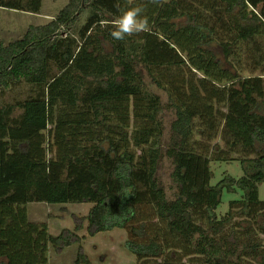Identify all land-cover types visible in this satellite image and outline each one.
I'll return each mask as SVG.
<instances>
[{"label": "trees", "instance_id": "obj_1", "mask_svg": "<svg viewBox=\"0 0 264 264\" xmlns=\"http://www.w3.org/2000/svg\"><path fill=\"white\" fill-rule=\"evenodd\" d=\"M41 3L0 7L37 13ZM137 4L150 32L117 41L110 24L100 27ZM261 66L264 0H69L49 23L1 41L0 264H48L50 245L80 242L31 219L27 205L40 202L93 203L88 234L127 229L125 248L142 264H175L174 253L264 264V74L243 75ZM24 86L27 96L5 100ZM213 160H239L244 175L212 185ZM163 161L171 194L158 177ZM120 166L128 179L114 178ZM237 188L242 199L219 217L223 191Z\"/></svg>", "mask_w": 264, "mask_h": 264}, {"label": "rangeland", "instance_id": "obj_2", "mask_svg": "<svg viewBox=\"0 0 264 264\" xmlns=\"http://www.w3.org/2000/svg\"><path fill=\"white\" fill-rule=\"evenodd\" d=\"M69 0H42V6L37 13L17 11L12 9L0 8V42L9 43L21 38L26 30L32 25H45L49 23L61 9H63ZM87 12L80 17L81 23L85 20ZM264 66L255 69H245L243 75L249 74H264L262 71ZM264 70V69H263ZM153 90L160 95L163 102L166 103L167 95L165 91L152 87ZM30 92L27 86L12 90L5 97L6 101H11L14 96L24 98ZM165 135L163 143L167 144L171 137V123L175 118L174 110L168 109L164 113ZM50 128V127H49ZM210 168L213 172L211 184L216 185L227 176L236 179L244 175V169L239 160L233 161H211ZM171 166L169 162L163 161L158 172V177L166 186L167 191L171 194L170 173ZM259 199L264 201V183L258 184ZM243 197L241 189L237 188L233 191L224 190L222 200L216 209L219 217L223 216L233 200H240ZM93 203H29L27 205L28 213L31 219L36 221H45L49 225V232L53 235H58L60 232L68 229L71 232H76L80 237L79 243H74L70 246L63 247L60 251L49 246V263L48 264H142V261L137 256L129 253L125 248V242L129 239L127 229L115 228L110 231L99 232L95 235H89L87 232L86 216L89 214ZM75 217L77 222L83 224L82 228L76 230ZM146 221L157 223L155 217H148ZM162 228L160 224L156 226ZM154 227V228H156ZM79 253L85 255L86 262H78ZM166 256L157 259L155 264H163L166 261ZM172 260L175 264H194L190 257L174 253ZM171 261V262H172Z\"/></svg>", "mask_w": 264, "mask_h": 264}, {"label": "clouds", "instance_id": "obj_3", "mask_svg": "<svg viewBox=\"0 0 264 264\" xmlns=\"http://www.w3.org/2000/svg\"><path fill=\"white\" fill-rule=\"evenodd\" d=\"M151 2L159 4L160 0H151ZM117 7L119 8V6ZM119 11L120 14L111 21H100L101 28L106 27L109 24L111 25L112 30L110 35L114 40L122 41L126 37H132L140 33L151 31L149 19L145 15L146 9L143 5L137 4L135 6H128L119 9ZM124 167L126 166H120L121 171L114 174V178H119L121 180L128 179L127 172L123 171ZM130 195V191L125 190L124 197H129Z\"/></svg>", "mask_w": 264, "mask_h": 264}, {"label": "crops", "instance_id": "obj_4", "mask_svg": "<svg viewBox=\"0 0 264 264\" xmlns=\"http://www.w3.org/2000/svg\"><path fill=\"white\" fill-rule=\"evenodd\" d=\"M1 8V7H0Z\"/></svg>", "mask_w": 264, "mask_h": 264}]
</instances>
